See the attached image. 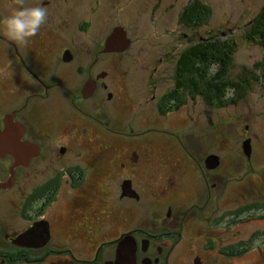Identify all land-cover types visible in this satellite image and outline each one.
<instances>
[{
    "label": "flooded vegetation",
    "instance_id": "flooded-vegetation-1",
    "mask_svg": "<svg viewBox=\"0 0 264 264\" xmlns=\"http://www.w3.org/2000/svg\"><path fill=\"white\" fill-rule=\"evenodd\" d=\"M25 3L48 16L26 45L0 27V129L18 145L0 153V264H118L126 237L131 264H264V202L250 198L264 168L230 179L221 157H195L180 113L210 100L181 81L180 55L169 90L154 67L141 103L104 0ZM13 6L0 0V20Z\"/></svg>",
    "mask_w": 264,
    "mask_h": 264
},
{
    "label": "rangeland",
    "instance_id": "rangeland-1",
    "mask_svg": "<svg viewBox=\"0 0 264 264\" xmlns=\"http://www.w3.org/2000/svg\"><path fill=\"white\" fill-rule=\"evenodd\" d=\"M112 1L104 0L103 23L111 19L110 23L128 31L131 38V80L134 79L136 84L132 97L142 100L141 103L150 94L147 83L154 75L152 71L156 72L154 67L161 68L154 75L159 80L157 93L160 94L172 86L180 53L198 43L202 37H223L237 43L230 69L235 79L245 75L244 70L247 68L255 69V63L264 59L262 45L245 37L264 0H201L211 6L212 14L208 21L194 26L181 22V14L193 0ZM160 57H165V60L160 62ZM230 98L235 101L217 104L211 100L209 105H204L199 98V106L193 109L194 115L199 112L198 119L185 117L187 110L183 108L180 113L183 114L180 123L184 127L181 137L199 159L209 153L218 154L227 169V178L239 179L245 165L248 170L252 168L249 174L257 176V172L264 168V86L255 81L243 97L227 90V101L223 102H228ZM247 138L253 142L251 159L242 149ZM251 163L254 167H251ZM261 173L264 176V172ZM263 197L264 188L257 193H250V198L258 199L259 202H264ZM235 204L233 201L232 205ZM262 212L263 209H259L260 215ZM233 217L237 216H230L231 219ZM255 223L262 224L264 220ZM252 224L247 227L249 231L252 230Z\"/></svg>",
    "mask_w": 264,
    "mask_h": 264
},
{
    "label": "trees",
    "instance_id": "trees-1",
    "mask_svg": "<svg viewBox=\"0 0 264 264\" xmlns=\"http://www.w3.org/2000/svg\"><path fill=\"white\" fill-rule=\"evenodd\" d=\"M211 14L212 8L209 4L193 0L181 14V22L190 26L200 25L208 21ZM245 37L249 41L258 42L264 49V5L252 19ZM236 48L237 43L233 40L211 35L202 37L198 43L187 47L180 54L179 78L186 87L197 88L199 93H205L210 101L213 100L217 104L235 101L230 98L228 102H223L227 101L225 100L227 90L238 97H243L255 81L264 86V59L255 63V69L244 70L245 75L240 78L235 79L231 76L230 69ZM246 128L248 129V126ZM248 158L251 159L252 156Z\"/></svg>",
    "mask_w": 264,
    "mask_h": 264
},
{
    "label": "clouds",
    "instance_id": "clouds-1",
    "mask_svg": "<svg viewBox=\"0 0 264 264\" xmlns=\"http://www.w3.org/2000/svg\"><path fill=\"white\" fill-rule=\"evenodd\" d=\"M47 10L40 6H27L25 0H14L9 15L0 20L2 34L17 45H26L47 21Z\"/></svg>",
    "mask_w": 264,
    "mask_h": 264
},
{
    "label": "water",
    "instance_id": "water-1",
    "mask_svg": "<svg viewBox=\"0 0 264 264\" xmlns=\"http://www.w3.org/2000/svg\"><path fill=\"white\" fill-rule=\"evenodd\" d=\"M116 35L117 36L123 35L121 28H117L114 31L113 37H116ZM9 134H10V132H8L7 130L2 131L0 129V153L3 151H9V152L13 153L18 148L17 147L18 145L16 144L17 142L13 141L9 137ZM243 150L248 157L252 156L253 146H252V139L251 138H247L246 140H244ZM219 164H220V156L218 154L212 153L206 157L207 167L215 168V167L219 166ZM124 194H128V191L125 192ZM132 254H133V258H134V252H132ZM117 263L118 264H131V237H126L120 243V246L118 249Z\"/></svg>",
    "mask_w": 264,
    "mask_h": 264
}]
</instances>
